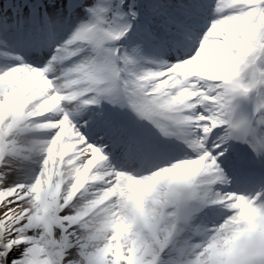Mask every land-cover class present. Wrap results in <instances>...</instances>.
<instances>
[{"label": "snow or ice", "instance_id": "6c2138e0", "mask_svg": "<svg viewBox=\"0 0 264 264\" xmlns=\"http://www.w3.org/2000/svg\"><path fill=\"white\" fill-rule=\"evenodd\" d=\"M68 2L37 66L3 53L0 264H264V181L229 152L264 166V0H207L199 29L188 5ZM105 104L128 123L94 120Z\"/></svg>", "mask_w": 264, "mask_h": 264}, {"label": "rangeland", "instance_id": "374dc122", "mask_svg": "<svg viewBox=\"0 0 264 264\" xmlns=\"http://www.w3.org/2000/svg\"><path fill=\"white\" fill-rule=\"evenodd\" d=\"M10 1H12V0H3V1L0 2V19H3L4 16H7L5 13H6V9L8 8V5H10ZM44 1L46 2V4H49V3H54L55 4L56 2L60 3V0H44ZM61 4H62V2H61ZM41 7H43V6H41ZM6 51L7 50H4V52H6ZM146 51H147V54L153 53L152 49H147ZM10 53H11L12 56L21 55L16 50L11 51ZM0 56L2 57V58H0V66L4 65V64L10 65V64L15 63V61L12 60L10 57L6 58L4 55H1V53H0ZM21 56H23V55H21ZM149 56H150V58L152 57L151 55H149ZM23 58L25 59V56H23ZM240 111H241L242 115H245V116L250 115L251 112H252V104H251V102H247V100L242 101V108L240 109Z\"/></svg>", "mask_w": 264, "mask_h": 264}, {"label": "clouds", "instance_id": "9594fccd", "mask_svg": "<svg viewBox=\"0 0 264 264\" xmlns=\"http://www.w3.org/2000/svg\"><path fill=\"white\" fill-rule=\"evenodd\" d=\"M237 27H238V25H235V24H226V25L222 26L221 30L226 31V32L231 34L237 30ZM211 70L212 69L208 65H202V71L209 72ZM241 199H243V198H241ZM241 207H242V211H243V218L245 221L251 223L252 221H254L258 218L257 213L252 211L249 208V206L241 205ZM261 223H264V220H261ZM228 243H229V240L227 238H221V240L217 246V252L224 251V246L227 245ZM255 246L256 245H254V244L249 245V247H255ZM230 254H231V250H228V252L225 253V255H230ZM210 258H211V254H210ZM77 264H79V262H77Z\"/></svg>", "mask_w": 264, "mask_h": 264}]
</instances>
